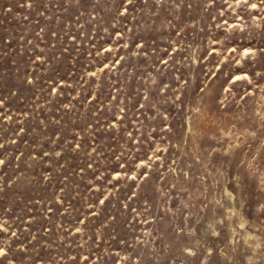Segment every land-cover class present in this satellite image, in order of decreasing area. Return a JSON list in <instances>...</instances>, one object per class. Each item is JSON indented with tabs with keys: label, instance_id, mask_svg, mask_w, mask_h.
<instances>
[{
	"label": "rangeland",
	"instance_id": "374dc122",
	"mask_svg": "<svg viewBox=\"0 0 264 264\" xmlns=\"http://www.w3.org/2000/svg\"><path fill=\"white\" fill-rule=\"evenodd\" d=\"M0 264H264V0H0Z\"/></svg>",
	"mask_w": 264,
	"mask_h": 264
}]
</instances>
